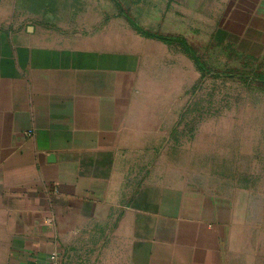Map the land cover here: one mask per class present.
<instances>
[{
	"label": "crops",
	"instance_id": "crops-1",
	"mask_svg": "<svg viewBox=\"0 0 264 264\" xmlns=\"http://www.w3.org/2000/svg\"><path fill=\"white\" fill-rule=\"evenodd\" d=\"M92 1L0 0V264H264L248 178L158 168L191 59L126 18L253 62L264 0H104L97 24Z\"/></svg>",
	"mask_w": 264,
	"mask_h": 264
},
{
	"label": "rangeland",
	"instance_id": "rangeland-1",
	"mask_svg": "<svg viewBox=\"0 0 264 264\" xmlns=\"http://www.w3.org/2000/svg\"><path fill=\"white\" fill-rule=\"evenodd\" d=\"M94 22L111 19L100 15L107 8L104 0H93ZM87 4L86 1H84ZM90 5V1H89ZM92 15V16H93ZM67 17H50L52 25L59 26ZM30 19V18H28ZM42 22V18L31 21ZM62 20V21H60ZM28 23V22H27ZM118 25V24H117ZM65 26V25H64ZM114 27H118L113 25ZM206 38V39H205ZM200 38L191 34L190 41L197 54L211 70L242 69L244 59L230 49H220L208 36ZM180 62V63H179ZM176 59V64H184V82L176 75L175 106L180 111L193 109L183 121L180 113H175L178 128L173 132L180 144L165 146L162 156L168 161H158V168H170L180 182L211 186L220 180H229V174L238 184H246L243 177L255 190V217L264 218V90L254 84L245 88L238 81L203 77L193 61ZM251 63L257 70L264 69V59ZM190 73L188 84L186 74ZM199 82V83H198ZM183 95V96H182ZM199 99V100H198ZM170 102V99H169ZM166 151V152H165ZM165 154V155H164ZM227 174V176L221 175ZM238 180V181H237ZM226 181V180H225Z\"/></svg>",
	"mask_w": 264,
	"mask_h": 264
},
{
	"label": "trees",
	"instance_id": "trees-1",
	"mask_svg": "<svg viewBox=\"0 0 264 264\" xmlns=\"http://www.w3.org/2000/svg\"><path fill=\"white\" fill-rule=\"evenodd\" d=\"M126 18L130 25L140 35L148 38L158 39L168 44L176 45L181 52H183L193 61L195 67L201 72L202 78L213 77L221 78L223 80L238 81L245 88H249L251 84H254L257 89L264 90V69L257 70V66L252 64L246 55L237 54V56H240L242 59H244V63L242 64L243 68L240 70L233 68H228V70L223 68L218 71L211 70V68L207 66L206 62L197 54L193 46L182 35L162 34L150 31L139 25V23H137L135 19L129 15H126ZM193 109H187L184 113H182L180 121H183L188 113L196 111ZM243 180L246 182L247 178L243 177Z\"/></svg>",
	"mask_w": 264,
	"mask_h": 264
}]
</instances>
